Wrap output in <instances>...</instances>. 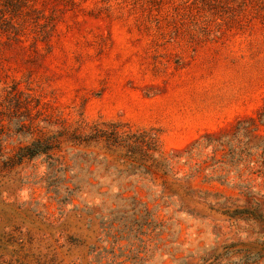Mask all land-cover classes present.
<instances>
[{
    "label": "rangeland",
    "instance_id": "rangeland-1",
    "mask_svg": "<svg viewBox=\"0 0 264 264\" xmlns=\"http://www.w3.org/2000/svg\"><path fill=\"white\" fill-rule=\"evenodd\" d=\"M28 3L0 29V264H264V0ZM103 123L178 150L186 194L64 140Z\"/></svg>",
    "mask_w": 264,
    "mask_h": 264
},
{
    "label": "trees",
    "instance_id": "trees-1",
    "mask_svg": "<svg viewBox=\"0 0 264 264\" xmlns=\"http://www.w3.org/2000/svg\"><path fill=\"white\" fill-rule=\"evenodd\" d=\"M71 2L73 0H70ZM13 12L16 18L15 24L6 19V14ZM34 9L28 3V0H0V29L1 24L9 22L17 35L23 28L27 18L37 22L38 16H33ZM258 114L262 117H250L249 123L252 125H264V106L258 110ZM239 125V129H242ZM78 128L73 129L64 139L71 146L92 147L100 149L94 154H102L104 157L112 156L117 163L125 166V169L117 170L121 175L130 167V174L148 178L150 181L155 178L160 179L162 187V196H166V192H173L171 184L178 185V189L183 190V195L187 192V184L178 180H168V176L173 178L171 169V160L178 154V150H171L165 153L158 148L156 136L147 130L142 131H120L115 124H94L86 126V131L79 133ZM84 129V128H83ZM210 137L212 134H205ZM60 138L54 135H48L43 138H35L29 144L18 147L15 157L21 161L24 158H32L42 154H51L55 150L60 149ZM155 154H158L155 157ZM131 167L133 170H131ZM175 194V193H174Z\"/></svg>",
    "mask_w": 264,
    "mask_h": 264
}]
</instances>
